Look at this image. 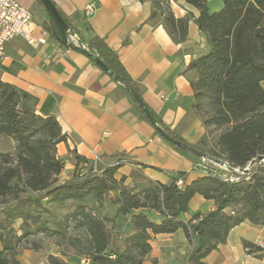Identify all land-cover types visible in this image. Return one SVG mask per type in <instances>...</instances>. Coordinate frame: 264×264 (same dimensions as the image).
Here are the masks:
<instances>
[{
	"label": "trees",
	"instance_id": "trees-1",
	"mask_svg": "<svg viewBox=\"0 0 264 264\" xmlns=\"http://www.w3.org/2000/svg\"><path fill=\"white\" fill-rule=\"evenodd\" d=\"M37 2L43 7L40 0ZM187 3L200 11L196 24L210 46L208 52L187 69L196 75L190 81L191 113L207 130L200 145L186 142L145 104L158 127L173 139L233 167L245 168L264 156V0H223V8L215 13L210 12L208 0H187ZM153 5L151 20H162L170 35L179 42L186 41L190 17L177 19L171 0H153ZM69 25L70 33L76 34ZM43 26L59 40V31L48 14ZM80 40L90 53L98 56L141 96L118 54L103 39L94 35L90 43ZM123 89L134 111L150 123L131 93ZM218 131L220 133L214 137L213 133ZM156 134L159 135L157 131ZM1 139H9L15 146L13 152H0V209L4 208L5 214L0 220V264H19L20 247L34 236L62 233L51 226L49 218H44L43 213L50 216L52 213L43 201L60 208L69 202L78 204L64 223L57 226L61 230L70 219L79 222L86 231L85 243L71 244L87 256L90 264H143L152 250V236L174 234L179 230H183L194 245L188 263L205 264L204 259L226 243L235 227L245 222L264 226V165L255 164L249 180L229 183L219 177L205 176L189 185L183 184L182 188L177 186V181L184 179V174L177 175L170 184H162L133 171L134 182L126 186V176L116 178L123 164L108 167L102 174L81 177L79 171L86 169L90 161L75 156L74 177L62 181L60 176L65 164L58 156L57 146L66 142L67 136L59 121L54 116L37 114L27 95L0 80ZM111 193L116 194L112 204L117 207L118 215H131L130 222L135 229V234L123 240L115 231L113 220L96 219L86 212L85 203L89 198L101 205ZM197 195L215 201L216 209L196 215V223H186L181 216L189 212V204ZM11 202L14 204L8 206ZM144 209L158 212L162 223L152 222L143 213L134 214ZM18 221L22 222L21 234L15 229ZM48 263L71 264L53 255L48 257Z\"/></svg>",
	"mask_w": 264,
	"mask_h": 264
},
{
	"label": "crops",
	"instance_id": "crops-1",
	"mask_svg": "<svg viewBox=\"0 0 264 264\" xmlns=\"http://www.w3.org/2000/svg\"><path fill=\"white\" fill-rule=\"evenodd\" d=\"M52 1L80 39L90 43L97 35L118 54L127 73L137 83L143 101L173 132L191 145H200L207 130L191 113L193 90L190 81L196 75L187 70L210 47L196 24L200 16L198 9L187 0H171V9L177 19L190 17L188 38L179 42L168 33L162 20H151L153 0ZM20 2L32 13L33 37L41 38L46 31L43 26L47 20L46 10L37 0ZM92 4L96 10L87 19L83 9ZM208 8L211 13L220 11L223 0H208ZM46 32L45 45L34 47L20 38L7 45L6 57H0V80L27 95L37 114L54 116L59 121L67 136V141L57 146L58 156L65 164L60 176L62 181L74 177L75 156L92 162L95 154L101 159L98 166L103 171L123 162L116 178L120 180L126 176V186L134 182L133 171L162 184H170L177 175L184 174L182 181L189 185L206 176L204 168L215 169L211 162L202 165L200 160L181 153L157 135L156 129L134 111L119 83L87 55L77 50L67 52L59 40ZM11 143L14 148L15 143ZM115 195L111 193L101 205L89 198L85 207L87 213L91 204L98 208L92 214L96 219L113 220L114 229L123 240L135 234V229L130 222L131 215H118L113 204L108 207ZM215 209V201L197 195L189 204V212L181 219L189 223L196 215H205ZM141 213L156 224L163 221L156 211H134V214ZM17 223L20 227L22 222ZM39 237L45 235L39 234L33 240ZM261 238H264V226L245 222L231 230L226 243L210 253L204 263L264 264V252L254 247ZM150 244L151 253L143 264H189L188 257L194 247L183 230L152 236ZM56 248L47 257L41 253L43 248L21 249L17 259L19 264H49L48 256L53 255L71 264H90L87 256L76 248V253L66 247Z\"/></svg>",
	"mask_w": 264,
	"mask_h": 264
},
{
	"label": "built area",
	"instance_id": "built-area-1",
	"mask_svg": "<svg viewBox=\"0 0 264 264\" xmlns=\"http://www.w3.org/2000/svg\"><path fill=\"white\" fill-rule=\"evenodd\" d=\"M95 10L96 7L93 4L87 5L83 9V15L88 19L93 16ZM32 17L31 11L27 9L20 0H0V57H6L7 45L18 38L24 39L29 45L34 47L45 45L47 43L48 33L46 31L39 39L33 37L30 29ZM68 43L79 48L87 49V46L81 42L79 36L75 33L69 32ZM65 49L67 52L73 50L70 46H66ZM202 162L205 164L211 161L202 159ZM99 163H101V159L95 154L92 162H90L86 169H81L79 175L85 177L89 174H102L104 171L99 168ZM211 163L215 166V169L204 168L203 174L206 176L219 177L225 182L237 183L244 178L249 180L254 165H264V160L259 163H249L245 168L233 167L227 162L228 167L213 162ZM120 164H123V162H119L116 165ZM183 184L182 179L177 181V186L179 188H182ZM194 223H196V221H194ZM254 247L264 252V238L258 239Z\"/></svg>",
	"mask_w": 264,
	"mask_h": 264
},
{
	"label": "rangeland",
	"instance_id": "rangeland-1",
	"mask_svg": "<svg viewBox=\"0 0 264 264\" xmlns=\"http://www.w3.org/2000/svg\"><path fill=\"white\" fill-rule=\"evenodd\" d=\"M219 133H220L219 131L216 133H213L214 137H217ZM13 151H14V148H13V145L9 139H1L0 140V152L5 153V152H13ZM197 158L193 157V159H195V160H200L201 164L203 165L204 163L202 162V159L199 157H197ZM219 161H223V160H219ZM117 177L121 178V174H118ZM42 203H44V205L52 213L51 214L52 216H50L49 214L43 213L44 218H49V223L51 224V226L55 229H59V231H62V233L58 234V235H53L51 237L45 236V237H39L38 239L35 238L34 240L32 238V240L29 241L28 244L21 246L19 250H21V249H34L36 246V248H43V251H41V253L45 257H47V254L50 251H52L53 249H57L56 248L57 246L59 248L61 247V249L66 247V248H69L70 252H75V247L71 243L74 242L76 245H79L78 241H80V243H85V239H86L85 229L80 226V224L77 220H74V219H70L69 224L66 227H61V230H60V227L57 225L60 223H64V221H65L64 219L67 216L71 215L72 211L74 210V206L76 203L72 202L70 204H67L63 208H60V207L54 206V205H50L46 201H43ZM13 204L14 203L11 202L8 206H12ZM110 205H112V199L110 200L108 207H110ZM2 209H4V208L0 209V220L4 219V217H5V214L2 212ZM89 209L90 210H89L88 214L91 215L92 217H94L92 214L94 211H97L98 208H96L95 206H93L91 204L89 206ZM52 217H54V218H52ZM18 224L19 223L15 224V229L17 231L19 230V233L21 234L20 227ZM109 225L112 226L111 223H109Z\"/></svg>",
	"mask_w": 264,
	"mask_h": 264
},
{
	"label": "water",
	"instance_id": "water-1",
	"mask_svg": "<svg viewBox=\"0 0 264 264\" xmlns=\"http://www.w3.org/2000/svg\"><path fill=\"white\" fill-rule=\"evenodd\" d=\"M42 3L44 9L46 10L48 16L52 19L54 22L56 28L59 31V41L63 46H70L73 50L80 51L87 55L103 72H105L107 75H109L114 81L119 83L123 88H125L128 92L131 93V95L134 97L135 101L139 104L143 112L145 113L146 117L150 121L151 125L156 129V131L159 133V135L171 143L173 146L178 147L184 151H187L191 153L192 155L199 157L201 159L209 160L215 164H219L222 166L228 167L227 163L224 161H219L215 158L210 157L209 155L202 153L194 148H191L175 139H173L171 136H169L164 130L160 129L155 121L154 116L147 108L145 102L143 101L142 97L129 87L117 74H115L109 67H107L98 56L92 54L87 49L76 47L73 44L68 43L69 38V32H70V25L68 21L61 15L59 10L57 9L55 3L52 0H40ZM264 160V156H260L258 159H256L254 162H262ZM252 162V164L254 163Z\"/></svg>",
	"mask_w": 264,
	"mask_h": 264
}]
</instances>
